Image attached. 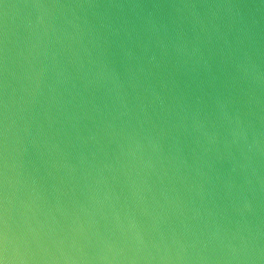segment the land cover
Instances as JSON below:
<instances>
[{
    "label": "clouds",
    "instance_id": "clouds-1",
    "mask_svg": "<svg viewBox=\"0 0 264 264\" xmlns=\"http://www.w3.org/2000/svg\"><path fill=\"white\" fill-rule=\"evenodd\" d=\"M0 264H264V0H0Z\"/></svg>",
    "mask_w": 264,
    "mask_h": 264
}]
</instances>
